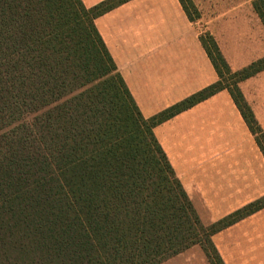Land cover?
I'll return each mask as SVG.
<instances>
[{
	"label": "trees",
	"instance_id": "obj_1",
	"mask_svg": "<svg viewBox=\"0 0 264 264\" xmlns=\"http://www.w3.org/2000/svg\"><path fill=\"white\" fill-rule=\"evenodd\" d=\"M130 1L0 0V264H162L193 247L223 264L213 236L264 209L263 196L204 226L153 132L226 91L264 157L238 88L264 57L232 72L200 34L218 80L144 118L94 24ZM252 8L264 28V1Z\"/></svg>",
	"mask_w": 264,
	"mask_h": 264
},
{
	"label": "crops",
	"instance_id": "obj_2",
	"mask_svg": "<svg viewBox=\"0 0 264 264\" xmlns=\"http://www.w3.org/2000/svg\"><path fill=\"white\" fill-rule=\"evenodd\" d=\"M102 1L81 0L85 8ZM192 2L200 15L195 23L188 21L177 0H132L94 22L144 118L218 80L200 45L201 33L213 37L232 72L264 57L248 54L249 60L242 62L220 30L216 12L201 0ZM205 18L209 21L204 24ZM262 78L264 72L238 88L264 133ZM153 132L204 226L264 196V157L226 91ZM263 233L264 209L216 234L212 243L223 264H258L264 258ZM162 264L209 263L193 247Z\"/></svg>",
	"mask_w": 264,
	"mask_h": 264
},
{
	"label": "rangeland",
	"instance_id": "obj_3",
	"mask_svg": "<svg viewBox=\"0 0 264 264\" xmlns=\"http://www.w3.org/2000/svg\"><path fill=\"white\" fill-rule=\"evenodd\" d=\"M201 3L216 12L215 20L220 30L242 62L249 60L248 54H254V57L264 54V28L252 8V0H201ZM208 21L209 19L205 18L202 23ZM204 24L201 25L203 28ZM260 81V90L264 93V78ZM258 264H264V258H259Z\"/></svg>",
	"mask_w": 264,
	"mask_h": 264
}]
</instances>
